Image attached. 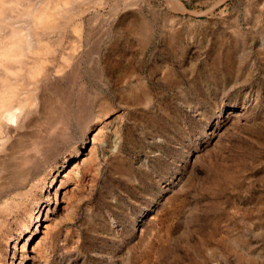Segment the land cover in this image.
<instances>
[{
  "label": "rangeland",
  "instance_id": "374dc122",
  "mask_svg": "<svg viewBox=\"0 0 264 264\" xmlns=\"http://www.w3.org/2000/svg\"><path fill=\"white\" fill-rule=\"evenodd\" d=\"M19 48L0 264H264V0H0Z\"/></svg>",
  "mask_w": 264,
  "mask_h": 264
},
{
  "label": "bare ground",
  "instance_id": "6f19581e",
  "mask_svg": "<svg viewBox=\"0 0 264 264\" xmlns=\"http://www.w3.org/2000/svg\"><path fill=\"white\" fill-rule=\"evenodd\" d=\"M33 14H34V12H33ZM36 14H37V12L35 13V15ZM44 21L45 20H44V16H43V22ZM10 44H12V43L10 42ZM26 44H25V46H27ZM23 45H21L22 48L24 47ZM17 51H19V52H18V55H16V57L14 55H5L4 58L0 59V133L1 134H2V132H4V129L6 128L5 127L6 124H10L11 125L14 122H17V118L22 113V109L24 110L23 107L26 106L27 103H29V101L31 100V93L28 91L29 89L27 90L28 92L26 94L25 91L23 90L24 87L25 86H34L36 84V82L38 81L37 79H35L36 75H34V74L37 73V75H38L39 72H35V71H34L35 73L33 72V73L30 74V79L31 80L30 81L27 80L28 83H25L26 80H24V79H21V78L18 79V77H17L18 81H17V79L14 81L13 78L10 81L11 77L9 78V75L13 73V71L17 68L18 63H20V60L18 59L19 55H21V54L24 55V53L22 52L21 48H19ZM8 56L11 57V58H6ZM19 80H22V81H19ZM22 90L24 91L25 94L22 93ZM33 101H35V100H33ZM31 103H33V102H30V104ZM56 112H57V110L55 111V113ZM22 114H24V113H22ZM60 115H62V114H60ZM56 116L59 117L58 114ZM0 145H1V141H0ZM34 148L38 149L39 147L37 145L36 146L34 145ZM53 183H54V178H52L49 181V183L47 184L48 188H47L46 192H48L49 191L48 189L51 187L50 193H52V191L54 190Z\"/></svg>",
  "mask_w": 264,
  "mask_h": 264
}]
</instances>
